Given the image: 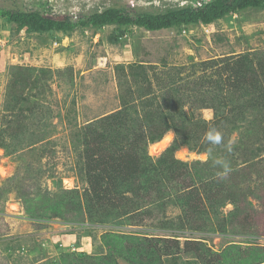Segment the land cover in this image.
Listing matches in <instances>:
<instances>
[{
	"label": "rangeland",
	"instance_id": "obj_1",
	"mask_svg": "<svg viewBox=\"0 0 264 264\" xmlns=\"http://www.w3.org/2000/svg\"><path fill=\"white\" fill-rule=\"evenodd\" d=\"M208 1L210 0H0V9L16 6L23 10L45 12L52 18L69 17L75 22L82 16L114 6L131 12L161 13L167 9L195 6ZM251 52H260L264 57V11L261 10L243 11L207 27L198 25L185 29L146 32L138 28L117 30L115 26H107L101 31H77L70 36L61 33L28 34L24 29L16 34L11 26L0 19V131L3 130V116L9 114L5 102L10 68L20 66L31 69L32 76L41 78L40 83H46L41 88L44 93L40 97L41 111L46 113L45 120L38 122L35 125L37 128L32 130L42 139L29 147V142L25 139L27 143L23 146H15L19 139L15 142L5 137V142L13 154L6 155L5 151L0 149V264H57L61 255L67 253L70 238L75 240L76 247L84 250L75 253L90 252V255H94L97 253L94 251L101 247V235L116 229H119L116 231L121 234L177 237L181 245L185 240L201 241L216 253L231 251L230 248L236 247L232 244L253 254L258 252L256 247L264 248V180L260 178V187H256V175L250 179L254 182V188L256 187L253 193L258 197L249 199L250 207L244 204V213L250 214L252 218L245 237L188 230L171 232L157 228L158 223L163 220L176 222L182 215L178 206L174 205L166 206L164 218L155 213L152 219L145 218L141 227L129 225L117 228L112 224H68L63 218L53 217V213L63 210L62 205L54 204L47 208L46 199L36 202V199L40 198L39 195L46 193L57 195L63 190L82 193L86 189V161L79 140L88 124L117 111L120 101L132 99L136 103L135 106L143 105L140 98L148 90L147 83L134 71L138 70V65L150 66L146 69L148 78H151L153 72L161 71L164 65L183 68L181 77L184 83H178L180 92L175 94L173 91L172 97L187 103L183 113L188 120L198 119L211 125L214 121L213 111L208 105L213 94L201 96L185 89H191L193 82L202 76L204 79L209 78L210 83L216 82L222 86L220 78L214 76L219 67L209 69L205 74L200 71L196 78H188L190 73H193L191 67L195 63L207 61L220 65L223 61H234L235 58H241ZM152 67L156 70H152ZM42 70L45 73L41 75ZM134 76L137 79H131ZM36 77L32 81H35ZM170 85L171 83H153L154 95L148 97H154L153 102L161 103L160 97L163 94L159 90L169 92ZM206 90H210L209 85ZM228 91L229 93L225 94L230 99L232 89L229 88ZM242 92L240 89L236 97L242 96ZM161 105L166 108L163 102ZM203 106L207 108L200 109ZM177 112L171 114L175 116ZM237 113H226L225 121L211 129L221 134V144H205L202 141L200 143L208 152H216L212 161L221 153H227L229 163L232 164L231 169L243 167L241 165L244 161V158L240 157L242 154L233 148L238 140L242 139L247 125L233 121ZM243 117L252 122L250 111L245 112ZM10 119L8 118L7 123ZM258 127L257 131L261 137L264 122L258 124ZM95 128L100 129L97 125ZM34 133L31 132V136ZM168 133L171 134L172 140L159 152L151 151L152 144L147 147L146 152L150 158L156 160L163 151L172 146L174 134L172 131L166 134ZM229 146L231 151L228 150ZM242 152L248 153L249 156L255 155V161L260 159V177H264V143L249 145ZM207 154H197L185 147H177L174 157L184 163L206 162L210 159ZM200 169V180H207L209 177L203 167ZM16 179H19V185L15 184ZM170 192L178 195L173 189ZM34 205L35 208H40L46 220L35 221L28 218L24 208L30 206L32 211ZM232 210V205H226L220 211L221 214L227 215ZM104 250L106 252L105 248ZM232 261L224 260L225 264H234ZM162 264L199 263L191 256L182 254L177 258L165 259Z\"/></svg>",
	"mask_w": 264,
	"mask_h": 264
},
{
	"label": "trees",
	"instance_id": "obj_2",
	"mask_svg": "<svg viewBox=\"0 0 264 264\" xmlns=\"http://www.w3.org/2000/svg\"><path fill=\"white\" fill-rule=\"evenodd\" d=\"M247 10L264 11V0H210L195 6L167 9L161 13L131 12L114 6L82 16L75 22L69 17L52 18L45 12L23 10L14 6L0 9V19L11 26L16 34L24 29L28 34L61 33L70 36L77 31H101L107 26H115L117 30L138 28L146 32L185 29L198 25L207 27ZM193 66V73H190L188 78H196L200 71L204 73L219 67L216 68L217 74L215 72L214 76L220 78L222 86L216 82L212 84L209 78L204 79L202 76L193 82L191 89H185L201 96L213 94L208 105L213 111L214 121L211 125L198 119L188 120L183 113L187 103L172 97L173 91L175 94L180 92L178 83H184L181 77L183 68L164 65L161 71L156 72V68L152 67L155 72L148 78L146 69L150 66L138 65V70L134 71L147 83L148 90L140 98L143 105L135 106L136 103L132 99L120 101L117 111L88 124L79 140L86 161V189L82 193L72 190H63L57 195L46 193L39 195L40 198L36 199V202L46 199L47 208L54 204L62 205L63 210L53 213V217L63 218L68 224H112L117 228L129 225L141 227L144 219H152L155 213L164 218L166 206L174 205L178 206L182 215L176 222L163 220L158 223L157 228L171 232L188 230L247 236L249 221L252 218L250 214L244 213V209L251 206L250 198L257 199L258 196H255L253 191L260 187V178L264 180V177H260V159L255 161V155L249 156L250 150L248 153L242 151L249 145L264 143L263 130L261 137L257 131L258 124L264 122V57L260 52H251L241 58H235L234 61H223L220 65L207 61L195 63ZM40 73L42 75L45 71ZM9 75L5 102L9 114L3 116V130L0 131V149L4 150L6 155L13 153L10 152L5 137L15 142L19 139L15 146H23L27 140L29 147L42 139L33 131L38 122L45 120L46 114L41 111L40 105V97L44 93L41 88L46 83H40L41 78L32 76L31 69L20 66L11 67ZM34 77L36 80L32 81ZM153 83H171L169 92L159 90L163 94L160 97L161 103L163 102L166 108H163L161 103L153 102L154 97H150L154 95ZM208 85L210 90H206ZM229 88L232 89L230 99L225 94L229 93ZM240 89L243 94L236 97ZM216 91L218 93H215ZM203 108L207 107L200 109ZM175 111L178 112L174 116L171 113ZM247 111L252 113V122L243 117ZM233 112H238L234 115V122L247 124L242 133L244 138L239 139L233 147L242 154L240 157L244 158L241 165L243 167L235 168L234 165L235 169H232L227 177H222L219 174L223 169L212 161L216 152H211L210 159L206 162L184 163L175 159L174 152L177 147H185L197 154L209 153L202 144L200 145L201 141L208 144L206 133L224 122L226 113ZM8 118L11 119L7 123ZM95 125L100 129L95 128ZM169 131L174 134L172 146L163 151L156 160L150 158L146 152L147 147L159 142ZM31 132L34 133L32 136ZM217 159L229 163L227 153H221ZM200 167H203V171L208 175L207 180H200ZM253 175H256L255 188L250 179ZM17 183L19 185V179H16L15 184ZM262 187L264 188V185ZM171 189L178 195L171 194ZM172 196L173 201L170 200ZM35 205L38 206L37 203ZM35 205L32 211L30 206L24 208L28 218L35 221L46 220L40 208H35ZM226 205H232L233 210L227 215L221 214L220 210ZM116 230L101 235V247L96 249L97 253L94 255L68 251L61 255L60 264H162L163 260L177 258L182 254L191 256L199 264H225L224 260L230 259L234 264H264L262 247H256L258 252L253 254L232 244L236 247L230 248L231 251L216 253L201 241L185 240L181 245L177 237L121 234Z\"/></svg>",
	"mask_w": 264,
	"mask_h": 264
},
{
	"label": "clouds",
	"instance_id": "obj_3",
	"mask_svg": "<svg viewBox=\"0 0 264 264\" xmlns=\"http://www.w3.org/2000/svg\"><path fill=\"white\" fill-rule=\"evenodd\" d=\"M205 138H206L207 142H209L212 145H219V144L222 143L221 134L219 132L215 131V130H211V131L207 132ZM228 150L231 151V147L230 146H229ZM207 155L211 156V150H209V153ZM214 164L220 166L223 169V171L219 174L222 177H227L229 175V173L232 171L229 163L226 160L215 159L214 160ZM69 252H71V251H69ZM71 253H75V252L73 251Z\"/></svg>",
	"mask_w": 264,
	"mask_h": 264
},
{
	"label": "bare ground",
	"instance_id": "obj_4",
	"mask_svg": "<svg viewBox=\"0 0 264 264\" xmlns=\"http://www.w3.org/2000/svg\"><path fill=\"white\" fill-rule=\"evenodd\" d=\"M172 140V136H171V134H166L165 136H164V138L159 142V143H157V144H152L151 146H150V148H151V151L152 152H154V153H157V152H159L161 149H163V147L165 146V145H167V143L168 142H170ZM181 153V152H180ZM182 154V153H181ZM183 156H184V154H182ZM181 155V156H182ZM186 155V154H185ZM181 158V157H180Z\"/></svg>",
	"mask_w": 264,
	"mask_h": 264
},
{
	"label": "crops",
	"instance_id": "obj_5",
	"mask_svg": "<svg viewBox=\"0 0 264 264\" xmlns=\"http://www.w3.org/2000/svg\"><path fill=\"white\" fill-rule=\"evenodd\" d=\"M116 110H117V109H116ZM68 240H69L68 242H69V246H70V247H69L67 250L70 251L71 248H74V252H84L83 248L78 247V246L76 247V245L74 244V241H75L74 239L71 240V238H70V239H68ZM62 247H63V246H61V248H62ZM63 248H64V247H63ZM67 252H68V251H67ZM91 252H92V251H91ZM94 252H97V251L95 250ZM85 253L88 255L90 252H89V253H88V252H85ZM92 253H93V252H92ZM89 255H90V254H89ZM38 262H39V261H38ZM41 263H42V262H40V264H41ZM36 264H39V263H36Z\"/></svg>",
	"mask_w": 264,
	"mask_h": 264
},
{
	"label": "built area",
	"instance_id": "obj_6",
	"mask_svg": "<svg viewBox=\"0 0 264 264\" xmlns=\"http://www.w3.org/2000/svg\"><path fill=\"white\" fill-rule=\"evenodd\" d=\"M70 251H71V252H73V251H74V249L72 248Z\"/></svg>",
	"mask_w": 264,
	"mask_h": 264
}]
</instances>
